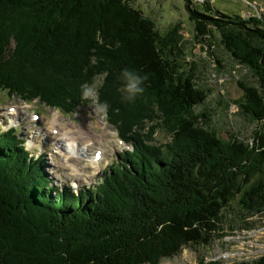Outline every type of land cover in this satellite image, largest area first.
Instances as JSON below:
<instances>
[{
    "label": "trees",
    "instance_id": "16d2710c",
    "mask_svg": "<svg viewBox=\"0 0 264 264\" xmlns=\"http://www.w3.org/2000/svg\"><path fill=\"white\" fill-rule=\"evenodd\" d=\"M183 1L197 39L212 49L219 35L252 73L239 108L263 123L264 21ZM181 38L129 0H0V91L73 113L89 102L81 85L102 79L98 100L133 146L76 195L50 189L42 160L15 130H0V264H160L212 246L226 223L264 221V131L248 142L219 138L211 113L197 110L211 91ZM125 68L148 76L133 102L119 91ZM158 129L172 136L163 147L151 144ZM239 264H264V255Z\"/></svg>",
    "mask_w": 264,
    "mask_h": 264
},
{
    "label": "rangeland",
    "instance_id": "374dc122",
    "mask_svg": "<svg viewBox=\"0 0 264 264\" xmlns=\"http://www.w3.org/2000/svg\"><path fill=\"white\" fill-rule=\"evenodd\" d=\"M129 1L146 17L150 18L161 33L165 34L177 27L182 37L180 45L184 51L186 61L191 65V67L189 65L186 67L196 68L195 70L201 78L202 84L211 91L205 105L197 108V110L206 109L211 113L213 117L211 124L219 138L223 141L226 140V142H230L235 138L248 142L253 140L256 131H264V122H261V124H258L259 122L253 123L241 113L242 110L239 108V103L243 102L245 98L241 84H256L252 73L235 63L231 55L223 48L219 35H215L217 44L212 49L205 47V42L202 43L197 39L195 25L189 20L183 0ZM193 1L196 7L200 9L203 8L204 3H209L215 9L230 15V17L240 15L244 18H256L264 21V0ZM101 84L102 79L95 82L97 92ZM84 100L89 102H83L75 110V113L64 114L62 111L49 109L39 102L28 105L23 103L20 98L11 97L8 93L0 92V128L7 130L13 126L18 132L19 139L26 142L27 149L32 156L45 155V158L42 159L44 162L42 169H44L46 178L49 181V188L54 191L56 189L63 191L69 188L78 191L89 185H95L98 181H101L102 175L108 170L116 156L128 148L124 143L121 146L114 125L106 123L108 109L100 110L92 99ZM12 107L18 110V112L12 114L14 118L17 115L13 123H11L12 118L8 114L11 113L8 109ZM55 111H58L59 114ZM33 114L41 115V120L38 123L33 121ZM55 118L60 123V125L55 126L59 131L76 130L77 127L82 126L86 132L99 137L103 143L91 145L88 148L89 150L84 151L83 149L87 145L82 142L79 153L81 160H76V158L69 160L65 149L64 151L61 149L60 144L63 141H60V143L58 136H53L51 133V130H53L52 122ZM102 121H104V124H102ZM171 137L166 131L158 129L151 144L163 147L171 142ZM32 138L36 140L33 141ZM103 147L107 149L104 153L105 160L98 166V169L100 168L99 174L94 175L92 172L96 170H92L94 167H88V164L93 160L94 152L101 150L100 148ZM70 161L71 164L68 165ZM74 163H76L77 169H74ZM262 176L264 175L258 176L257 179ZM257 179L256 181H258ZM53 195H55V192H53ZM255 220L253 224L256 225H252L254 227L250 230L244 228V223L241 221L229 225L226 223V235L222 239L216 240L212 246L183 248L177 256L164 260L160 264H200L199 261L202 259H204L203 264L213 262L239 264L260 259L264 255V221H259L258 218Z\"/></svg>",
    "mask_w": 264,
    "mask_h": 264
},
{
    "label": "bare ground",
    "instance_id": "6f19581e",
    "mask_svg": "<svg viewBox=\"0 0 264 264\" xmlns=\"http://www.w3.org/2000/svg\"><path fill=\"white\" fill-rule=\"evenodd\" d=\"M17 112V111H16ZM15 112V113H16ZM13 113V114H15ZM12 116V114H11ZM14 118V117H13ZM56 125H60L59 121L57 118L54 119V121L52 122V126H53V130H57L58 133L55 135L58 138V141H63L62 144H60L62 146L61 149H65L66 151V155L69 157V160H71L72 158H76L81 160V158L79 157V153H80V145L82 144V142L85 143V148L83 149L85 150H89L88 148L91 147V145H98V144H102L103 141L99 138V137H95L94 135H92L91 133L86 132L82 126L77 127L76 130H70V129H66L63 131H59L58 128H56ZM51 130V131H53ZM53 135V133H52ZM54 136V135H53ZM104 136V135H103ZM54 139V138H53ZM85 140V141H84ZM94 142V143H93ZM61 143V142H60ZM115 144V143H113ZM59 145V144H58ZM84 146V145H83ZM83 152V151H82ZM84 153V152H83ZM87 154V153H86ZM94 154V153H93ZM96 154V153H95ZM95 154H94V158L93 160L90 162V164H88V167L92 166L94 167L93 169H98V166L100 164V162H97L95 159ZM84 155V154H83ZM92 155V154H91ZM89 157V156H88ZM104 157L102 156L101 161H104ZM85 158V157H84ZM91 159V158H90ZM102 163V162H101ZM76 163H74L73 167L74 169H77V166L75 165ZM84 170V167H83Z\"/></svg>",
    "mask_w": 264,
    "mask_h": 264
},
{
    "label": "clouds",
    "instance_id": "9594fccd",
    "mask_svg": "<svg viewBox=\"0 0 264 264\" xmlns=\"http://www.w3.org/2000/svg\"><path fill=\"white\" fill-rule=\"evenodd\" d=\"M121 77L123 80L122 87L119 91L123 94V99L128 102H133L138 96L145 92V82L148 80L147 75H141L135 70H129L125 68ZM81 94L83 99H92L100 110H107L108 105L106 103H100L98 100V92L94 84H82Z\"/></svg>",
    "mask_w": 264,
    "mask_h": 264
}]
</instances>
